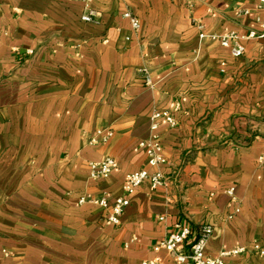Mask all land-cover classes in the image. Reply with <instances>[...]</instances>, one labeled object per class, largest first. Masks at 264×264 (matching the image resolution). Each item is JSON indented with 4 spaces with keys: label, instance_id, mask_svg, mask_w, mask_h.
Returning <instances> with one entry per match:
<instances>
[{
    "label": "crops",
    "instance_id": "1",
    "mask_svg": "<svg viewBox=\"0 0 264 264\" xmlns=\"http://www.w3.org/2000/svg\"><path fill=\"white\" fill-rule=\"evenodd\" d=\"M258 5L0 0V264L167 261L154 248L177 225L206 224L209 255L246 248L226 264H264V38H246L261 32ZM230 33L246 38L240 58L218 41ZM154 110L176 119L158 130L166 185L144 184L113 225L90 201L112 204L147 168ZM108 157L111 176L91 179Z\"/></svg>",
    "mask_w": 264,
    "mask_h": 264
},
{
    "label": "built area",
    "instance_id": "2",
    "mask_svg": "<svg viewBox=\"0 0 264 264\" xmlns=\"http://www.w3.org/2000/svg\"><path fill=\"white\" fill-rule=\"evenodd\" d=\"M90 1V0H83ZM258 2V8H264V0H251ZM124 17L130 20L133 31L139 30V20L131 13H124ZM94 13L88 12L82 16V21L93 22ZM261 32H251L246 37L248 39L264 38V19L260 20ZM245 37H239L235 33H230L218 39L221 46L228 48L235 58H240L245 53V48L240 44ZM214 39H216L214 37ZM145 75L147 73H144ZM149 84V79H146ZM167 124L170 128L176 126V119L169 111L154 110L150 115V135L139 143V147L145 154L146 169L127 175L122 186L123 195L117 198L112 204H109L106 198L94 199L90 203L97 205L107 211L106 218L113 225H119L126 208L130 205V198L144 185L156 191L166 185V177L162 172V168L166 164L160 136L158 130L160 123ZM114 133L112 130H100L89 138V145H97L98 143H107L112 139ZM260 161H264V155L260 157ZM89 174L91 179H106L113 173L116 163L113 158H106L101 162L89 163ZM152 170V171H151ZM232 194V190L229 192ZM85 199H81L80 203H85ZM162 220V219H161ZM177 232L170 233L164 240L157 244L154 252L158 255L165 252L168 256L167 261H162L159 257L151 260L143 261L142 264H226V259L237 256L246 252V248H238L232 251L221 252L214 257L207 253L206 247L209 239L212 237L214 229L211 225H203L200 227L196 236L190 228L177 225ZM260 256H264V249L254 247Z\"/></svg>",
    "mask_w": 264,
    "mask_h": 264
}]
</instances>
